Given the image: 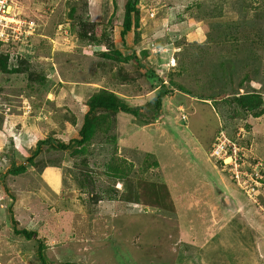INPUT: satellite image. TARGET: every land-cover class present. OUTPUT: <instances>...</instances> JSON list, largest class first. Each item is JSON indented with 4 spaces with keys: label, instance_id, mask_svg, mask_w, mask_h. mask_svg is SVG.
I'll list each match as a JSON object with an SVG mask.
<instances>
[{
    "label": "rangeland",
    "instance_id": "1",
    "mask_svg": "<svg viewBox=\"0 0 264 264\" xmlns=\"http://www.w3.org/2000/svg\"><path fill=\"white\" fill-rule=\"evenodd\" d=\"M19 1L26 9L23 11L24 18L33 19L37 27L22 42L2 46L0 49V54L5 57L6 67L4 72L0 71V264H40L35 257L39 242L53 262L70 259L74 263L101 264L98 259H103L106 264H176L174 248L177 240L173 236L177 230L169 221H176V216L180 219L182 216V222L192 223L197 229L193 231L195 233L191 232L190 243L196 246L193 258L185 254L188 253L185 249L186 252L178 257L181 259L179 264H264V192L256 193L253 188L252 192L247 189L251 182L250 175L245 179L246 185H238L235 178L231 177L229 165L214 159L210 170L207 165L199 162L201 156H194L192 145H188V152L181 149L185 147L187 139H174L173 132L163 123L161 124L166 133L155 132L157 126L155 130L154 127H149L153 122L156 124L162 114V118L165 115H178L184 120L188 118L189 111L190 117L200 112L201 117L202 113L206 114L209 124L204 121L206 117L197 120V124L204 121L203 125H208L213 130L223 126L222 133L226 138L229 135L237 139L240 145L251 152L249 154L256 157L258 162L264 163V114L261 115L260 125L251 131L257 118L249 114L233 121L221 118L212 105L203 103L202 100L195 101L196 98L190 97V94L188 98L184 97L182 92H177L176 86L180 84L196 96L214 95L220 86L212 90L206 82L212 78L213 73L221 77L220 62H224V79L230 81L233 75L232 79L236 82L245 71L251 73L250 83L261 91L264 102V39H260L263 28L255 31L256 24L249 28L240 26V0H141L138 5V27L142 42L140 37L139 41L147 49L161 38V45L166 48L165 54H170L169 58L176 51L172 50V46L177 43L183 45V48H186V44L194 45L195 51L192 54L186 52L183 56H180L183 53H179L178 58L176 57L177 65L181 61L180 66L184 69L182 77L175 76L174 79V74L178 72L165 69V73L169 75L164 80L167 84L171 81L172 86L160 88L167 93L162 111L142 112L138 107L136 109L140 113L136 116L135 112H131V115L119 113L113 131L116 142L107 144L100 141L95 145L90 144L85 153L79 154L70 153V149H56L45 138L50 136L53 141L66 143L78 135L79 112L76 106L79 111L84 112L86 108L82 105L83 95L86 96L93 86L95 89L107 86L99 73L101 70L105 72L108 67L99 68L100 62H104L101 55L87 49L88 46L82 47L76 43L74 32L70 31L72 28L79 30L80 26L76 25V20H69L66 15V2L69 0ZM197 1L206 9V12L197 13L200 20L211 16L216 4H223L222 1L230 3V6H224L223 13H216L221 18L216 28V19L207 20L210 21L209 24L215 23L212 31L217 43H213L215 48L204 47L201 32L194 28L199 24L191 18L181 23V28L172 30L173 35L171 32L169 35L165 34L161 28L160 32L156 29L159 21L166 22L169 19V14L176 20L185 6ZM123 2L109 0V9L106 5L103 6L104 20L101 17L100 20L91 22L93 32L96 28L97 36L107 33L104 41L106 48L109 43L114 46V39L120 38L118 29L124 14ZM91 4H88L87 14L94 21L97 20L98 13L94 10L97 3ZM148 8L154 10L153 17L145 16ZM79 12L82 17L86 16L85 7ZM182 34L186 35L183 36L184 39L180 38ZM205 43L209 45L207 40ZM197 49L201 51L197 52ZM185 58L187 61H184ZM114 64L115 62L113 66ZM241 66H246L242 73L239 71ZM40 69L45 72L44 86L36 81V72ZM127 70L131 76L139 71L131 65ZM138 76L142 84V73ZM65 81L67 85L61 84ZM73 81L82 83L85 87L78 85L79 83L73 84ZM140 83L136 84L141 85ZM148 88L149 85L145 84L136 92L137 86L134 89L130 85L127 90L124 89V93L121 89H111L124 94L128 102L130 95L141 96ZM189 98L191 106L188 108L186 99ZM151 102H154L153 97ZM129 104L133 108L136 106L135 102ZM11 114L17 116V121L8 118ZM72 116H75V125L70 122ZM144 119L150 121L143 124ZM244 124L249 125L248 130L243 128ZM37 144L40 150L34 155ZM161 145L164 146L159 149ZM121 158L132 164L129 181H120L108 175L107 165L113 159ZM157 158H160V162ZM12 163L25 166V170L22 173H11ZM49 164L61 166L54 168L62 174L64 186L56 190L48 184L44 175L48 167L46 165ZM126 166L130 168L129 165ZM143 168L146 170L143 171ZM250 171L252 176L260 175L258 171ZM80 178L87 180L86 186L79 185ZM140 181L164 183L161 188H165L172 196L171 200L177 209L169 211L151 206L143 208L140 204L142 197L139 196L142 193ZM219 186L223 191L218 192ZM153 189L150 186V190ZM108 190H113L109 194L110 199ZM156 198L153 194L144 197L145 203H154ZM224 199L228 200L231 208L226 207L228 204ZM10 201L12 204L9 208ZM108 202H111V207L103 206V203ZM160 203L167 208L173 204L169 200ZM211 207L220 213L216 214ZM9 209H12V214ZM106 212L117 217L108 218ZM118 221L122 225L128 224L122 232L131 241L124 248L120 241V247L114 246L118 232L112 227H117ZM14 227L33 231L36 235L32 239H26L15 233ZM181 229L182 234L177 232L179 238L185 236L188 239L190 234H185L187 229ZM102 241L105 245L99 249L101 256L95 259V245ZM68 245L70 258L65 255L69 253ZM80 247L88 251L87 254L81 256ZM110 253H114L113 262ZM131 257H136L137 260L131 261Z\"/></svg>",
    "mask_w": 264,
    "mask_h": 264
},
{
    "label": "trees",
    "instance_id": "2",
    "mask_svg": "<svg viewBox=\"0 0 264 264\" xmlns=\"http://www.w3.org/2000/svg\"><path fill=\"white\" fill-rule=\"evenodd\" d=\"M113 2L116 0H112ZM123 17L121 19V31H120V36L122 39L128 34L129 32H134L135 37L134 39L137 40V32L136 28L140 24L139 21V12H138V5L141 0H123ZM67 3V11L66 15L69 20H76L77 23L76 25L80 26V29L78 28L75 30V28H72L70 32H74L75 40L76 43L80 46H93V45H100L104 44L105 37H107V33L105 32L104 34H101L100 37H96L94 32H93V24L91 23L92 21L88 17L87 14V7L88 4L90 3V0H69ZM223 4H216L215 5V10L214 13H212L211 16H208L207 14V19H199V15L197 13L199 12H206L204 5L200 1H197L195 3H191L187 6H185L181 10L177 17L176 21L177 22H183L187 20L188 18H191L192 20H195L196 23H202L200 21H207L208 19H216V25L221 22V18L218 17L216 13L219 12H224V6H230V3L228 1H222ZM85 7V13L86 16L82 17L79 10ZM211 11V10H210ZM239 24L241 27H250L251 25H255V31L258 30V28H263V32L260 35V39H264V0H240V17H239ZM214 22V21H212ZM252 22V24H251ZM205 23H210V21H207ZM257 23H260L262 25L259 26ZM217 25V26H218ZM134 27V28H133ZM133 28V30H132ZM172 30H175L174 27H172ZM259 33V31H258ZM259 37V35H258ZM257 38V36H256ZM182 39V38H181ZM179 39V40H181ZM179 43H177L178 45ZM1 44H0V49H1ZM100 55L105 58V61L100 64V68L102 66L103 69H106L104 72L103 70L100 71V78L103 80L104 83L107 84L106 87L100 86L95 89L93 87V90L87 91L86 96L84 95L83 97V104L86 107V112L83 116V120L81 125H79L78 129V135L76 137H73L70 139L68 142H60L59 140H52V138L49 136L45 138V141L50 140L52 143V147L59 149V150H68L70 149V153L73 154H79V153H85L87 151L88 147L90 144L95 145L97 142L103 141L102 143H107V144H114L116 142V136L114 134V127H115V122L117 116L119 113H127L130 114L131 112H135L134 115L136 116L138 114V111H136L135 108L129 105L127 100L125 98L119 96L116 94L114 91H112L111 88L115 89H121V91L125 92L124 89L127 90V86H133L135 89L137 86V91L141 87L139 84H136L138 81V74L139 71L135 74V77L130 76L129 74H124L126 76H122L121 72L123 71L124 68H118L116 67L115 70L112 69L114 67L110 62H115L118 61L117 57L120 58L121 53L117 50L114 49V46L112 43L108 44L107 50L105 52H101ZM4 56L0 54V71L4 72L5 71V65H4ZM129 59V63L131 66H133L136 69L139 68L138 61L136 62L133 60L134 58L131 57H126L125 60ZM222 59V58H221ZM180 62H178V77H182L184 69L181 68ZM116 63V62H115ZM224 62H220V67H221V77H218L216 73L212 74V78L208 80L206 83H208V87L212 90L220 86L214 95L211 96H196L193 95L192 93L189 92V90L184 86L176 85L177 90L185 93V94H190V96L197 98L199 101L201 100H211L212 107L215 109L216 113L224 119L231 120L233 121L236 118L239 117H244L246 114H249L251 117L254 118H259L261 115L264 114V102L262 99V93L260 90L256 89L252 84L250 83L252 81V75L251 73L245 71L244 75L239 78L238 81H234L232 79L234 76L232 75L230 77V81H227L229 79H224L225 77V71H224ZM246 67V66H245ZM244 66L240 67V72L245 69ZM139 70V69H138ZM16 72V70L14 71ZM157 73V72H156ZM240 73V74H241ZM143 75V74H142ZM144 76V75H143ZM148 78L150 77L149 75L147 76ZM36 81L40 85H44L45 83V77L43 74V71L41 69L36 72ZM153 79V78H151ZM161 79V77H160ZM158 80L157 83L153 84L154 82H151L149 80V87L155 89L156 87H168L172 86L171 81L169 84L167 83H161L162 80ZM156 80V81H157ZM160 81V82H159ZM198 82V81H197ZM126 83V84H125ZM140 83V82H138ZM246 83V86L244 85ZM36 85V86H40ZM229 85V87H228ZM126 86V87H125ZM135 86V87H134ZM242 87H246V89H243ZM167 93L163 90L158 91L157 95L153 98L154 102L152 103V107L156 108V111H159L162 106V101L163 98L165 97ZM201 101V102H203ZM214 104V105H213ZM36 106V105H35ZM193 109V107H191ZM195 109H193L194 111ZM188 118H184L182 121V124L185 126L186 124H189V121L192 119H197L196 116L190 117L189 112L187 113ZM75 116H72V124L75 125ZM194 121V120H192ZM194 123H192L193 125ZM191 128L196 129V132L199 133V129L196 126H192ZM224 127H219L218 129L215 130L216 136L219 135L220 130H224ZM243 128L248 130L249 125L244 124ZM235 132V131H234ZM183 132V135L187 136H182V141L187 139V140H192V135L189 132ZM228 137H230L228 135ZM185 138V139H184ZM232 140L237 141V139H233L230 137ZM176 139V138H175ZM212 147V146H211ZM211 149V148H210ZM40 150L39 144H37V149L34 154L38 153ZM84 160V159H83ZM83 160L81 163H83ZM109 164V163H108ZM127 161L124 160V158H121L120 160L113 159L112 162L107 165L106 169L108 170V175L110 177H114V179H118L120 181L126 180L130 177L129 171L131 170V165L130 168H128ZM25 168L23 166H18L15 167L12 165L10 172L13 174L20 173L24 171ZM143 171L146 169L143 168ZM141 171V172H143ZM79 185L81 186H86V179H78ZM92 183V182H91ZM141 184V190H142V200L140 201V204L142 207H146L147 205L155 204L158 205L159 202V194L160 193H155V198L153 202L154 203H145L144 195L150 192V186H153V184H150L145 181H140ZM149 188V189H147ZM151 196V195H150ZM147 196H145L146 198ZM157 203V204H156ZM11 201L8 203V206L10 208L11 206ZM9 211L12 214V209H9ZM13 218V217H12ZM14 224H16V220L13 218ZM14 232L17 234L23 235L26 239H32L35 237L36 233L33 231H27L26 229H17L14 227ZM69 248V253L65 254L67 258L70 257V247ZM83 251V250H82ZM85 251V250H84ZM44 247L43 245L39 242L38 247H37V252H36V259L40 261V264H68L66 260H61L58 262H53L51 258L48 257L47 253H44ZM87 251H85L86 253Z\"/></svg>",
    "mask_w": 264,
    "mask_h": 264
},
{
    "label": "crops",
    "instance_id": "3",
    "mask_svg": "<svg viewBox=\"0 0 264 264\" xmlns=\"http://www.w3.org/2000/svg\"><path fill=\"white\" fill-rule=\"evenodd\" d=\"M90 3H92L91 5H94L95 3H97V6H96V8H94V10H95V12L96 13H98V14H100L101 16H97L98 14H96V18H97V20H92L91 19V17H90V20H92V22H96V21H98V20H100L99 18H101L102 17V21L104 20V16H103V13H102V11H103V6L104 5H106L107 6V8L109 9V7H108V3H109V0H93V2L90 0ZM23 12V11H22ZM23 14H25V12H23ZM169 14V13H168ZM90 15V14H89ZM170 16H169V19L166 21V22H163L162 20L161 21H159V24L156 26V29L160 32V30L162 29V30H164L166 33L165 34H167V35H169L170 34V32H171V35H173V33H174V31H172V27H174L175 29H177V28H181V26H180V24L181 23H183V22H186V21H183V22H177L176 20H175V17H172V15L171 14H169ZM145 16H148L147 15V13L145 14ZM171 19H173V20H171ZM171 21H173V23L171 22ZM153 23L155 24V22H154V20H153ZM199 25H196V27H194V28H196L198 31H200L201 32V39H203L204 40V47L205 48H208V49H211L212 47L213 48H215V46L213 45V43H215V41H214V34H213V26H214V24L215 23H213V24H209V23H198ZM170 25V26H169ZM217 27V25L215 26V28ZM134 28V27H133ZM133 28H132V30H133ZM161 28V29H160ZM194 28H192V30L194 29ZM118 31H119V34H120V31H121V27H119V29H118ZM136 32L138 33L137 34V40H135L134 39V37H135V34H134V32H129L128 34H126V36L124 37V39H122L121 38V36H120V38H119V40H117L116 38L114 39V36H113V39H114V49L115 50H117V51H119L120 53H121V56H120V58L119 57H117V60L118 61H115L116 63L114 64V67H115V69H116V67H118V68H124L123 69V71L121 72V75L122 76H126V75H124V74H129V70H127V67H130V63H129V59L128 60H125V56L126 57H131V58H134L133 60H135L136 62L138 61V64L140 65L139 66V73H142L144 76L142 77L143 78V83L140 85L141 87H143V85H149V84H151V83H149V80L151 81V82H154L153 84H155V83H157V81L160 79V77H161V79H164L165 78V76H167V75H169V74H166L165 73V69L166 70H171V71H176V72H178V66L179 65H177V56L179 55V53L181 54V53H183V54H181L180 56H183L184 54H186V52H189V53H191V52H194L195 51V49H194V45H188V44H186L185 46H186V48H183L184 46L182 45H173L172 46V50H175L176 49V51L173 53V55L169 58L168 56L170 55V54H165L166 52H165V49L164 50H162L161 52H158V53H152V52H150V50H149V46H148V49H147V47L145 46V45H143L141 42V40H142V37H141V34H139L140 33V30H139V27L138 28H136ZM96 33V28H95V30H94V34ZM95 36L96 37H100V36H97V34H95ZM183 36H185L186 37V35H184V34H182L181 36H180V38H182V39H184V37ZM139 37H140V41H139ZM160 39L161 38H159V41L157 42V41H154V43H156V45L157 46H161V47H164L163 45H161V42H162V40L160 41ZM158 40V39H157ZM208 41V44L209 45H207L206 43H205V41ZM117 42H119V43H117ZM149 44V43H148ZM211 44V45H210ZM215 44H217V43H215ZM130 45H133V46H130ZM210 47V48H209ZM87 49H89L90 51H94L96 54H99L100 55V53L101 52H105L106 50H107V48L104 46V44L102 43V44H100V45H93V46H89ZM128 49H130V50H128ZM203 49V48H202ZM149 50V51H148ZM183 50V51H182ZM148 51V52H147ZM197 52H200L201 51V49H197L196 50ZM192 54V53H191ZM220 54V53H219ZM218 54V55H219ZM217 55V56H218ZM167 56V57H166ZM101 58H103L102 56H100ZM153 57H156V60H153ZM177 57V58H176ZM220 57V55L217 57V58H219ZM171 58L173 59L172 60V62H171V64H169V66H167L168 65V62L171 60ZM104 59V61H105V58H103ZM177 59V60H176ZM140 61H143V63H141ZM147 61H149V62H147ZM168 61V62H167ZM184 61H187L186 60V58L184 59ZM183 62V61H182ZM102 62H100V64H101ZM112 65H113V62H110ZM186 63V62H185ZM99 64V65H100ZM174 65V66H173ZM114 67H112V69L114 68ZM205 67V66H204ZM99 68H100V66H99ZM177 68V69H176ZM115 69H113V70H115ZM173 71V72H174ZM157 72V73H156ZM43 74L45 75V72H43ZM150 76L149 78L147 77V76ZM131 76V75H130ZM175 76H178L177 75V73H175L174 74V79H175ZM45 77V76H44ZM46 77H47V75H46ZM132 77H135V75H132ZM139 78V77H138ZM151 78H153V79H151ZM158 79V80H157ZM160 79V80H161ZM173 79V80H174ZM157 80V81H156ZM139 81H141V78H139L138 79V81L137 82H139ZM136 82V83H137ZM160 82V81H159ZM74 83H79V82H76V81H73V84ZM61 84H64V85H67V82L65 81V83H61ZM86 84H88V83H86ZM126 84V83H125ZM44 85H45V83H44ZM43 85V86H44ZM78 85H82V83L80 84H78ZM85 87V85L83 84L82 85V87ZM92 87V86H91ZM94 87V86H93ZM160 88L161 87H156L155 89H153V88H148L147 90V92H145V91H143V94H141V96H134V94H132V95H130L129 97H128V102L130 101V102H135V109L137 108L138 109V107L142 110V112H144V111H153V112H155L157 109L156 108H154V107H152L153 105H152V103H151V98L153 97H155L156 95H157V93H158V91L160 90ZM93 88H91L90 89V91L92 90ZM176 90V89H175ZM112 91H114L116 94H118L119 96H121V97H123V98H125V100H126V96H124V94H121L120 92H118V91H115V90H113L112 89ZM89 92V91H88ZM121 92H123V91H121ZM178 93H180V91H177ZM124 93V92H123ZM183 95H184V97H186V98H188V96L189 95H187V94H185V93H183ZM84 96V95H83ZM166 96V95H165ZM140 97V98H139ZM190 97H192V96H190ZM79 98V97H78ZM192 98H195V97H192ZM80 99V98H79ZM164 100H165V97L163 98V101H162V106H161V108L164 106ZM195 101H198V99L196 98V99H194ZM203 101V100H202ZM210 100L208 99V100H204L203 101V103H208V104H211V101L209 102ZM129 102V103H130ZM74 103V102H73ZM76 103V102H75ZM74 103V104H75ZM186 104L188 105V108L191 106V102H190V98L189 99H186ZM82 105L83 106H85L83 103H82ZM130 105V104H129ZM77 107V111L79 112V115H77V122H78V126L79 125H81V123H82V120H83V116H84V114H85V112H86V110L83 112L82 110L81 111H79L78 110V106H76ZM144 107H145V109H144ZM86 108V107H85ZM136 109V111H138ZM212 110V112H213V116L215 117V114H214V111H213V108L211 109ZM211 110H210V112H211ZM160 111H162V109H160ZM190 112V111H189ZM138 113H140V112H138ZM131 115V114H130ZM163 115V114H162ZM162 115H161V117H160V119H161V121H159V120H157V122H156V124L153 122L152 123V125L150 124L149 125V127H154V130L156 129V126H157V129H156V131L155 132H158V133H161V132H163V133H166V130H165V128H164V126H162V124L161 123H163L164 125H165V127L166 128H169L172 132H173V134H174V139L175 138H178V139H182L181 138V135H183V132L185 131V133L186 132H189V133H191V135H193L192 136V140H186L185 141V143H184V148H181L183 151H185V152H188V150H187V148L189 147L188 145H192V149L194 150V156L195 155H198V156H201V160H199V162L200 163H202V164H204V165H207V168L208 169H212L211 167H212V165L214 164V159L213 158H211V156H210V148H211V146H212V144H213V142H214V140H215V138H216V134H215V130H213V128H211V127H209L208 125H203L204 124V121L205 122H207L208 124H209V121L207 120V117H206V114H203L202 113V116L203 117H206L205 118V120L204 121H201L199 124H197L196 123V121L197 120H199V119H203V117H201V115H200V112L199 113H196L195 114V116L197 117V119H192V120H194V121H192V120H190L189 121V124H186L185 126L182 124V119L181 118H179V116L177 115V116H164L163 118H162ZM117 117H119V115L117 116ZM166 117V120H164V118ZM8 118H14V120L15 121H17V116L16 115H14V114H11V116L10 115H8ZM144 121V123L143 124H145V123H148L149 121L147 120V119H144L143 120ZM18 122H19V120H18ZM192 123H194L193 125H192ZM260 123H261V117L260 118H257V123L253 126V128L251 129V131L252 130H254L255 129V127L258 125H260ZM192 126H196V127H198V129H199V133H197L196 132V129H193V128H191ZM208 130V131H207ZM239 130H241V128H239ZM207 131V132H206ZM184 133V134H185ZM194 133V134H193ZM194 137H196V138H194ZM119 145V144H118ZM164 145H166V144H164ZM164 145H161L160 146V148L159 149H161V147L162 146H164ZM168 147V146H167ZM178 152H180L181 153V150L180 149H178ZM150 153V152H149ZM182 155V154H181ZM175 156L176 157H178V155L177 154H175ZM194 156H192V157H194ZM163 158V157H162ZM158 160V162H160V158H157ZM124 160H126L125 158H124ZM210 161V162H209ZM128 163V162H127ZM213 163V164H212ZM130 163H128V165H129ZM131 165V167H132V164H130ZM129 165V166H130ZM46 166H48L44 171V175L46 176V178H47V182H48V184L51 186V187H53L55 190L57 189V188H59V187H61V186H64V183H62V181H63V179H62V174L59 172V171H56L55 170V168H54V166H58V167H61L60 165H57V164H55V165H46ZM193 166H194V164H193ZM195 169V168H194ZM213 172H216V171H213ZM209 179V178H208ZM128 181L130 180V177L127 179ZM165 181H167L166 179H164ZM212 180V179H211ZM150 184H153V190H150V192H148L147 194H145L144 195V197L145 196H150V195H154L155 193H157V192H162V193H160L159 194V196H161L159 199L161 200L160 202H167L168 200H169V202H172L173 203V201L171 200V198H172V196H170L169 194H168V192L167 191H165L166 189L165 188H161V186H163L164 185V183H155V182H153V183H150ZM213 184H214V182H213ZM141 185V184H140ZM166 186V185H165ZM220 187V186H219ZM147 189H149V188H147ZM54 190V191H55ZM103 190H105V189H103ZM103 190H101V191H103ZM220 190H222L223 191V188L222 187H220V189H219V191L218 192H220ZM109 191V193H108V196H109V194L111 193V191H113V190H108ZM142 195V193L139 195V196H141ZM109 199H110V196H109ZM136 201L138 202V200L136 199ZM157 204V203H156ZM110 205V207H111V202H108V203H103V206H109ZM147 206H151V207H156V208H163V209H166V210H169V211H175L177 208H176V205L173 203L172 204V206L171 207H169V208H167V207H165L163 204H161V203H159L158 205H155V204H151V205H147ZM126 207H128L127 205H126ZM213 212H215L216 214H218V213H220V212H217V211H215V209H213L212 207L210 208ZM125 210V209H124ZM126 211V210H125ZM179 212V211H178ZM222 212L223 213H227V212H225L224 210H222ZM107 213V212H106ZM230 213V212H229ZM229 213H228V215H229ZM107 217L108 218H115V217H117V215H115V214H111V213H107ZM170 221V223H172V224H174V226H175V229L177 230V231H175V234H174V239L175 240H177V245H176V247L174 248V252H175V256L177 257V263L176 264H179L180 262H181V259L179 260L178 259V257H180V256H182L185 252H186V250L188 251V253H185L186 255H188L189 256V258L191 257V258H193V255H194V253H193V251H194V249L196 248V246H192L191 245V243L190 242H192L191 241V232H193V231H195V230H197L195 227H194V225L192 224V223H187V222H182V216H181V219L178 217V216H176V221L175 220H169ZM119 222V221H118ZM168 223V222H167ZM128 226V224H125V223H123V225L119 222V225L117 226V227H112V228H115L116 230H117V232H118V235H117V237H116V243H115V245H114V243H113V245L116 247V246H118V247H120V244H119V241L123 244V248L124 247H126L127 245H128V243L131 241V239H128L127 237H125V235L123 234V232H122V230L124 229V228H126ZM191 226H193V228L191 227ZM181 227L182 228H186L187 229V232H185V234L186 235H188V234H190V236H189V238L187 239V237H183V238H179V236H178V233L179 234H182V229H181ZM178 232V233H177ZM193 233H195V232H193ZM107 237V236H106ZM109 238V237H108ZM130 240V241H129ZM209 241V240H208ZM103 242L104 241H102L100 244H97L96 243V245H95V247H96V249H97V256L95 257V259H97V258H99L101 255H100V253H99V249H102L103 248V245H105V244H103ZM211 243V242H210ZM211 245L213 246V244L211 243ZM91 248H92V245H91ZM186 249V250H185ZM198 249H199V247H198ZM204 249V248H203ZM208 249H209V247H208ZM207 249V250H208ZM88 252V251H87ZM87 252L85 253V251L83 250L82 251V249H81V247H80V254H81V256H83V255H85V254H87ZM204 253H206V252H202V254H204ZM110 255H111V261L113 262V260L115 259L114 258V253H110ZM64 257V256H63ZM65 258V257H64ZM70 258V257H69ZM89 259V258H88ZM197 259H199V258H197ZM200 259L202 260V256L200 257ZM99 261H101V264H106L105 263V261L103 260V259H98ZM137 260V258L136 257H131V261H136ZM66 262L68 263V264H81V263H74V262H71V260L69 259V260H66Z\"/></svg>",
    "mask_w": 264,
    "mask_h": 264
},
{
    "label": "built area",
    "instance_id": "4",
    "mask_svg": "<svg viewBox=\"0 0 264 264\" xmlns=\"http://www.w3.org/2000/svg\"><path fill=\"white\" fill-rule=\"evenodd\" d=\"M20 7L15 0H0V41L8 42L11 39L23 38L35 30L36 23L33 20H26L20 16ZM239 148L235 143L228 140L225 136H220L213 149V154L217 158H223L224 162L229 165V170L237 182L246 185L243 176L248 174L239 170L238 164ZM254 185L259 186L257 180L251 179Z\"/></svg>",
    "mask_w": 264,
    "mask_h": 264
},
{
    "label": "clouds",
    "instance_id": "5",
    "mask_svg": "<svg viewBox=\"0 0 264 264\" xmlns=\"http://www.w3.org/2000/svg\"><path fill=\"white\" fill-rule=\"evenodd\" d=\"M16 2H17V5L20 7V16H22V17H24V15L25 14H23V12L22 11H25L26 9L24 8V6H23V4L19 1V0H15ZM149 10L147 11V15L149 16V17H153L154 16V10L151 8H148ZM25 19L26 20H33V19H31V18H27V17H25ZM34 21V20H33ZM35 22V21H34ZM36 23V22H35ZM36 27H37V24H36ZM36 27H35V30H36ZM33 32H35V31H33ZM33 33H31V34H29V35H27V36H30V35H32ZM65 34H66V31H65ZM27 36H25V37H23V38H26ZM23 38H20L19 40H15V39H11V40H9L8 42H2V41H0V44H1V46H6V47H8L9 45H11V44H15V43H20L19 41H21V40H23ZM22 42V41H21ZM149 45V44H148ZM164 49H166V48H164V47H161V46H157L156 45V43H152V45H151V47L149 48V50H150V52H152V53H158V52H161L162 50H164ZM172 58H171V60L168 62V65L167 66H169V64H171V62H172ZM174 66V65H173ZM162 80V79H161ZM161 83H168V82H166L164 79L162 80V82ZM161 87V86H160ZM211 101V100H210ZM222 131L223 130H220L219 131V135L218 136H216V138H215V140H214V142H213V144H212V147H211V149H210V156H211V158H213V159H215V160H218L219 162H222L224 165H226L225 164V162H224V160H223V158H217L214 154H213V149H214V147H215V145H216V143H217V141H218V138L221 136V134L224 136V134L222 133ZM228 138V140H230L231 142H233V143H235L236 144V146H238V148H239V151H238V164H239V170H241L242 172H244V173H246V174H248V175H250V177H251V179H253V180H257L259 183H260V185L259 186H256V185H254V183L251 181L250 182V184H249V186H248V190L249 191H253L252 190V188L255 190V192L256 193H260L261 191H263L264 192V163H260V162H258V160H257V158L256 157H254V156H252L251 154H249V153H251V152H249V151H247V149L246 148H244L242 145H240L239 143H237L236 141H234V140H232L230 137H227ZM12 146H13V144H12ZM35 155V154H34ZM32 160V158L31 159H29V161H31ZM12 165H14L15 167H18V166H22V165H15L14 163H12ZM12 167V166H11ZM24 168H25V166H23ZM45 167V166H44ZM230 168V167H229ZM11 169V168H10ZM251 169H253L254 171H258V173L260 174V175H258V174H255V176H252V173H251ZM23 172V171H22ZM22 172H20V173H22ZM229 172L231 173V177H233V174H232V172L229 170ZM244 177V179H246V176H243ZM234 178V177H233ZM237 182V181H236ZM238 183V185H240L241 184V181L240 182H237ZM226 207H229V208H231V204L230 205H226Z\"/></svg>",
    "mask_w": 264,
    "mask_h": 264
},
{
    "label": "water",
    "instance_id": "6",
    "mask_svg": "<svg viewBox=\"0 0 264 264\" xmlns=\"http://www.w3.org/2000/svg\"><path fill=\"white\" fill-rule=\"evenodd\" d=\"M224 200H225V201H224L225 203H227L228 205H230L229 202H228V200H226V199H224Z\"/></svg>",
    "mask_w": 264,
    "mask_h": 264
}]
</instances>
